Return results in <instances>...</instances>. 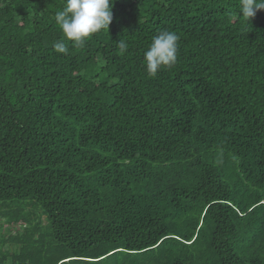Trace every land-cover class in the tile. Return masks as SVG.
I'll return each instance as SVG.
<instances>
[{
    "label": "trees",
    "instance_id": "16d2710c",
    "mask_svg": "<svg viewBox=\"0 0 264 264\" xmlns=\"http://www.w3.org/2000/svg\"><path fill=\"white\" fill-rule=\"evenodd\" d=\"M64 3L0 0V264H264V10L115 0L73 47Z\"/></svg>",
    "mask_w": 264,
    "mask_h": 264
},
{
    "label": "clouds",
    "instance_id": "9594fccd",
    "mask_svg": "<svg viewBox=\"0 0 264 264\" xmlns=\"http://www.w3.org/2000/svg\"><path fill=\"white\" fill-rule=\"evenodd\" d=\"M114 3L115 0H65L62 9L55 13V20L73 47H83L94 34L109 30ZM259 10H264V0H240L239 12L247 23ZM178 41L179 36L169 30H161L152 38L144 53L146 71L150 77L154 78L159 70L175 64ZM117 46L122 54L128 50L124 40L119 39ZM54 49L64 54L69 52L64 41L56 42Z\"/></svg>",
    "mask_w": 264,
    "mask_h": 264
},
{
    "label": "bare ground",
    "instance_id": "6f19581e",
    "mask_svg": "<svg viewBox=\"0 0 264 264\" xmlns=\"http://www.w3.org/2000/svg\"><path fill=\"white\" fill-rule=\"evenodd\" d=\"M48 224V223H47Z\"/></svg>",
    "mask_w": 264,
    "mask_h": 264
}]
</instances>
